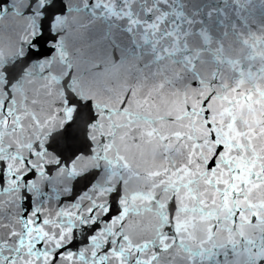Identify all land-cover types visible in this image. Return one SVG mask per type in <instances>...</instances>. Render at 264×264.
<instances>
[{
  "label": "snow or ice",
  "instance_id": "obj_1",
  "mask_svg": "<svg viewBox=\"0 0 264 264\" xmlns=\"http://www.w3.org/2000/svg\"><path fill=\"white\" fill-rule=\"evenodd\" d=\"M0 264H264V0H0Z\"/></svg>",
  "mask_w": 264,
  "mask_h": 264
}]
</instances>
